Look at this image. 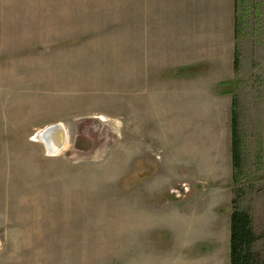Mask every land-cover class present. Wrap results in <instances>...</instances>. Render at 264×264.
<instances>
[{
  "label": "crops",
  "instance_id": "crops-1",
  "mask_svg": "<svg viewBox=\"0 0 264 264\" xmlns=\"http://www.w3.org/2000/svg\"><path fill=\"white\" fill-rule=\"evenodd\" d=\"M197 4L134 0L128 8L125 0H0V264H64L62 256L72 254L52 242L57 234L47 242L46 233L24 230L32 216L49 211L51 199L16 187L15 175L30 167L25 144L31 145V131L14 112L27 109L32 95L102 93L110 87L114 62L124 70L122 62H133L134 126L190 134L179 129L184 143H192L186 156L191 166L173 185L183 192L230 189L233 97L219 88L234 73L233 0ZM56 124L66 133L65 123ZM144 181L137 187L153 190ZM202 203L136 200L150 214L136 236L151 241L139 243L135 254L122 250V264H152L159 251L165 264H205L212 249L216 264H230L231 209L221 215L220 202L207 211ZM158 211L162 218L153 215ZM160 236L166 241L158 242Z\"/></svg>",
  "mask_w": 264,
  "mask_h": 264
},
{
  "label": "rangeland",
  "instance_id": "rangeland-1",
  "mask_svg": "<svg viewBox=\"0 0 264 264\" xmlns=\"http://www.w3.org/2000/svg\"><path fill=\"white\" fill-rule=\"evenodd\" d=\"M125 1L133 8L134 0ZM198 1L190 0V6H198ZM215 3L205 0L206 6ZM232 5L239 66L219 88L232 91L238 121V176L230 189L213 191L203 186L200 191L183 192L180 185H173L181 179L182 168L191 166L186 156L190 157L192 143H184L179 132H187L184 128L133 125L132 61L121 63L126 70L118 69V62L110 64L116 70L109 89L102 93L32 95L27 109L14 112V119L31 131V145L25 144L30 167L15 175L16 187L31 188L32 197L51 199L49 211L32 216L24 230L46 233L47 242L57 234L52 242L72 252L62 256L64 264H122V250L133 248L135 254L139 243L149 246L151 241L136 236L141 220L150 216L135 205L136 200L181 197L205 200L202 210L206 211L220 202L217 213L221 215L228 209L232 213L233 205L247 213L258 238L254 252L264 261V0H233ZM58 122L66 124V139L61 152L51 156L35 137ZM143 180L144 188L153 190L141 191L137 186ZM168 184V189H156ZM39 186L45 187L43 193L36 190ZM153 215L164 216L160 211ZM15 230L21 231L22 223L16 222ZM159 241L166 238L160 236ZM212 250L205 264H216ZM154 257L152 264H165L162 252Z\"/></svg>",
  "mask_w": 264,
  "mask_h": 264
},
{
  "label": "trees",
  "instance_id": "trees-1",
  "mask_svg": "<svg viewBox=\"0 0 264 264\" xmlns=\"http://www.w3.org/2000/svg\"><path fill=\"white\" fill-rule=\"evenodd\" d=\"M234 38L235 31H234ZM239 59L237 50H234L233 70L238 71ZM224 93H233L230 90H222ZM238 150V121L237 113L235 111V98L233 97V111H232V162H233V183L237 182V171L239 162ZM235 203V202H234ZM233 211L230 216V264H264L260 256L254 252V245L258 238L253 230L251 217L238 210L233 205Z\"/></svg>",
  "mask_w": 264,
  "mask_h": 264
},
{
  "label": "water",
  "instance_id": "water-1",
  "mask_svg": "<svg viewBox=\"0 0 264 264\" xmlns=\"http://www.w3.org/2000/svg\"><path fill=\"white\" fill-rule=\"evenodd\" d=\"M36 138L44 145L47 154L56 156L63 149L66 136L62 126L54 124L38 132Z\"/></svg>",
  "mask_w": 264,
  "mask_h": 264
},
{
  "label": "bare ground",
  "instance_id": "bare-ground-1",
  "mask_svg": "<svg viewBox=\"0 0 264 264\" xmlns=\"http://www.w3.org/2000/svg\"><path fill=\"white\" fill-rule=\"evenodd\" d=\"M36 138V137H35ZM37 139V138H36ZM56 141H57V139H56Z\"/></svg>",
  "mask_w": 264,
  "mask_h": 264
}]
</instances>
